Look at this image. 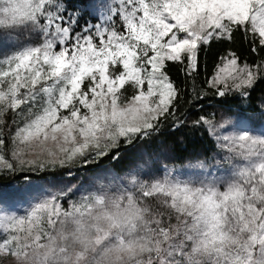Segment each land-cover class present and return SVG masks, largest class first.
<instances>
[{"label":"snow or ice","instance_id":"snow-or-ice-1","mask_svg":"<svg viewBox=\"0 0 264 264\" xmlns=\"http://www.w3.org/2000/svg\"><path fill=\"white\" fill-rule=\"evenodd\" d=\"M237 33L253 59L226 50L197 100H247L264 80V0H0V174L71 176L179 127L201 53ZM192 124L213 141L194 175L102 173L22 212L0 200V264H264V127Z\"/></svg>","mask_w":264,"mask_h":264},{"label":"trees","instance_id":"trees-1","mask_svg":"<svg viewBox=\"0 0 264 264\" xmlns=\"http://www.w3.org/2000/svg\"><path fill=\"white\" fill-rule=\"evenodd\" d=\"M75 5L87 3L88 0H70ZM231 49L237 52L243 58L248 60L253 59V55L249 51V46L244 42L240 33H237L234 41L231 43L222 42L214 43L206 51L201 53V68L200 73L196 77L195 82L187 81V88L189 95L185 98V103L182 105L179 118L184 121L179 127L173 126V121L165 122L160 131L144 141H137L135 144L145 146L148 151L156 149L161 144L166 146L173 155L174 161L179 162L185 156L193 152H201L203 155H211L213 151V141L207 133L198 127L193 126L192 121L197 116L204 112H218L220 110H239L245 113H255L262 109L264 106V80L256 83L251 90L250 97L247 100L240 98H226L221 99L216 96L209 95L202 99H195L192 94V88L195 86L197 91L203 87L205 77L211 72L213 64L226 50ZM170 74L174 80L184 83V76L179 71L176 65L169 68ZM191 100V103L187 101ZM121 155L118 160H113L111 156L101 160L97 165H92L87 168H73L72 175L69 176L66 170L58 169L55 172H24V173H8L0 174V185H10L12 183L21 182L26 178H39L41 180L48 178H74L76 175H83L85 172H92L100 165H108L116 171H122L129 166V157L124 156L126 148H121Z\"/></svg>","mask_w":264,"mask_h":264},{"label":"rangeland","instance_id":"rangeland-1","mask_svg":"<svg viewBox=\"0 0 264 264\" xmlns=\"http://www.w3.org/2000/svg\"><path fill=\"white\" fill-rule=\"evenodd\" d=\"M255 113H245L239 110H220L217 112L219 119L221 113H226L235 120L239 117L242 124H255L257 127H264V106ZM129 166L122 171H116L108 165H100L92 172H85L83 175H76L74 178H48L41 180L39 178H26L21 182L12 183L10 185H0V200H3L9 210L23 211L33 195L39 193L42 188H52L55 186H88L96 183V177L99 174L104 175V183L110 181L113 176H125L129 171H134L140 175L142 179H150L153 176H161L164 174L165 168L172 169L182 177L194 175L198 169L190 168L198 160L204 159L205 155L201 152H193L185 156L181 161L175 162L172 152L164 145L158 146L156 149L148 151L141 144H133L126 148Z\"/></svg>","mask_w":264,"mask_h":264}]
</instances>
